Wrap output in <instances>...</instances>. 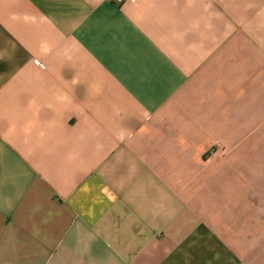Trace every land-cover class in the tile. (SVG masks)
<instances>
[{"label":"crops","instance_id":"obj_1","mask_svg":"<svg viewBox=\"0 0 264 264\" xmlns=\"http://www.w3.org/2000/svg\"><path fill=\"white\" fill-rule=\"evenodd\" d=\"M0 264H264V0H0Z\"/></svg>","mask_w":264,"mask_h":264},{"label":"built area","instance_id":"obj_2","mask_svg":"<svg viewBox=\"0 0 264 264\" xmlns=\"http://www.w3.org/2000/svg\"><path fill=\"white\" fill-rule=\"evenodd\" d=\"M36 64L38 65V62H36ZM40 65V64H39ZM41 66V65H40Z\"/></svg>","mask_w":264,"mask_h":264}]
</instances>
